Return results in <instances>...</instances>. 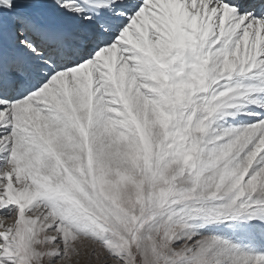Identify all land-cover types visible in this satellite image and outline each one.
I'll return each mask as SVG.
<instances>
[{"label":"snow or ice","instance_id":"6c2138e0","mask_svg":"<svg viewBox=\"0 0 264 264\" xmlns=\"http://www.w3.org/2000/svg\"><path fill=\"white\" fill-rule=\"evenodd\" d=\"M264 264V0H0V264Z\"/></svg>","mask_w":264,"mask_h":264},{"label":"rangeland","instance_id":"374dc122","mask_svg":"<svg viewBox=\"0 0 264 264\" xmlns=\"http://www.w3.org/2000/svg\"><path fill=\"white\" fill-rule=\"evenodd\" d=\"M93 264H95V262H93Z\"/></svg>","mask_w":264,"mask_h":264}]
</instances>
